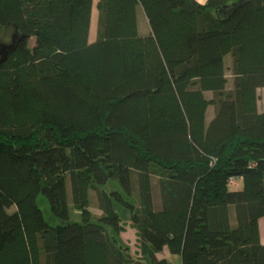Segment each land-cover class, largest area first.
<instances>
[{
  "label": "trees",
  "instance_id": "trees-1",
  "mask_svg": "<svg viewBox=\"0 0 264 264\" xmlns=\"http://www.w3.org/2000/svg\"><path fill=\"white\" fill-rule=\"evenodd\" d=\"M94 1L0 0V264H264V0Z\"/></svg>",
  "mask_w": 264,
  "mask_h": 264
},
{
  "label": "rangeland",
  "instance_id": "rangeland-1",
  "mask_svg": "<svg viewBox=\"0 0 264 264\" xmlns=\"http://www.w3.org/2000/svg\"><path fill=\"white\" fill-rule=\"evenodd\" d=\"M97 14V12H96ZM16 32L13 28L7 27L3 29L2 32H0V56L2 53V49H4L6 46H10L15 39ZM35 43L34 38H32L29 41V46L33 47ZM227 65V77L229 80L228 84V89H231L233 87V76L230 71V59H227L226 61ZM208 98H211L213 94L211 92L206 93ZM258 95H259V109L261 111H264V88H259L258 89ZM214 113V107L210 106L208 111H207V119H210ZM156 180V179H155ZM234 190H241L242 189V181L238 180L235 185L233 186ZM96 192L92 191L91 192V205H90V210L92 211L93 214V220L96 221L99 216L102 214L101 210L98 208V203H97V198H96ZM38 206L43 212L45 220L50 224V225H56L58 224L57 218L54 216V214L51 211L49 202L47 201L46 197L41 193L38 196L37 199ZM68 205H69V211H70V217L71 220L73 221H81V214L78 210L75 209L73 201H72V194H71V189H70V183H68ZM9 210L12 212L15 210V206L13 205ZM121 218L123 219V231L119 234V240L120 243L127 247L129 249V252L131 256L135 259H140L141 258V251H140V246L139 242L137 239L136 235V230L132 227L130 220L121 214ZM165 253V254H164ZM162 252L160 254L161 256L167 255L171 263L173 264H182L181 256L179 254H170L168 250L166 249V252ZM146 263V261H145Z\"/></svg>",
  "mask_w": 264,
  "mask_h": 264
},
{
  "label": "crops",
  "instance_id": "crops-1",
  "mask_svg": "<svg viewBox=\"0 0 264 264\" xmlns=\"http://www.w3.org/2000/svg\"><path fill=\"white\" fill-rule=\"evenodd\" d=\"M199 3H205L207 0H196ZM97 2L98 0L94 1L93 10H92V20H91V28H90V34H89V40L90 42H93L96 40L97 37V24H98V10H97ZM97 12V14H96ZM137 16H138V25L139 30L142 34H146L150 31V26L147 20V17L145 16V13L141 6L137 9ZM260 237L261 242L264 244V217L260 219ZM166 252V249L163 251V253ZM165 254V253H164ZM160 257V254H159ZM164 258L169 259L167 255L161 256Z\"/></svg>",
  "mask_w": 264,
  "mask_h": 264
},
{
  "label": "built area",
  "instance_id": "built-area-1",
  "mask_svg": "<svg viewBox=\"0 0 264 264\" xmlns=\"http://www.w3.org/2000/svg\"><path fill=\"white\" fill-rule=\"evenodd\" d=\"M236 180L235 179H231V184L235 183Z\"/></svg>",
  "mask_w": 264,
  "mask_h": 264
}]
</instances>
